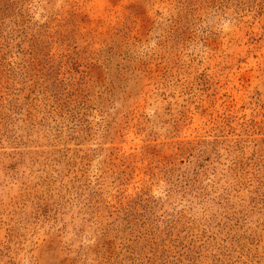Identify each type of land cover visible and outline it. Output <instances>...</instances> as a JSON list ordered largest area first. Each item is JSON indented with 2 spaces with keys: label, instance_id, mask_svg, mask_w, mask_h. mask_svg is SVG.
Here are the masks:
<instances>
[{
  "label": "rangeland",
  "instance_id": "1",
  "mask_svg": "<svg viewBox=\"0 0 264 264\" xmlns=\"http://www.w3.org/2000/svg\"><path fill=\"white\" fill-rule=\"evenodd\" d=\"M0 264H264V0H0Z\"/></svg>",
  "mask_w": 264,
  "mask_h": 264
}]
</instances>
